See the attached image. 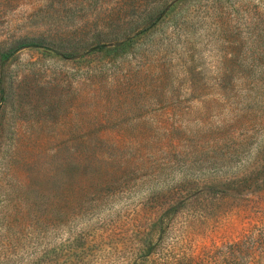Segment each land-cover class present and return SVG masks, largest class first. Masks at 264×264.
I'll return each instance as SVG.
<instances>
[{"label":"rangeland","instance_id":"obj_1","mask_svg":"<svg viewBox=\"0 0 264 264\" xmlns=\"http://www.w3.org/2000/svg\"><path fill=\"white\" fill-rule=\"evenodd\" d=\"M233 239L264 264V0H0V264H166L176 242L228 264Z\"/></svg>","mask_w":264,"mask_h":264},{"label":"trees","instance_id":"obj_2","mask_svg":"<svg viewBox=\"0 0 264 264\" xmlns=\"http://www.w3.org/2000/svg\"><path fill=\"white\" fill-rule=\"evenodd\" d=\"M166 11L168 10L165 9L164 11L161 12V14L157 15V18L155 19V21L149 24V26L143 29L138 35H141L147 32L150 29V27L155 25L157 20H161V18L164 17ZM135 37L126 38L125 40L120 41V43L115 44L114 46H110V47H107L104 44L93 47L88 51V54L104 53L106 55L115 54V56H117L119 51H123L124 48L131 46V44L135 40ZM35 43H38V42H35L33 40H22L17 43L16 49L14 50L11 49L9 50V52L2 53L1 59L4 61L8 60L14 51L33 46L35 45ZM76 47L77 46H74V48ZM180 207L183 209L182 206H179L177 208L170 206V207L165 208V210L160 215L149 217V219L147 220L149 224L140 233V235L143 236L142 239L139 238L140 240H143L142 248L139 247L140 242L137 241V247L134 248L133 253H132L133 258L138 259V260L141 258V259H144L145 262L151 261V259L155 255V251H157L158 249V246L164 241L165 235L166 236L168 235L170 224H173V222H175L178 219V217L181 214H183L181 210H178ZM187 211L189 212V210ZM193 213L194 211L191 210L190 214H193ZM132 218L135 221H138L139 223H141V216H138V212L136 211L133 212ZM187 240L188 239L184 237L183 240L180 241V243L182 244L186 243ZM178 244L179 242H176L168 248L169 249L168 253L165 255L166 264H169V261L172 260L171 254L176 256V258H174L173 264H182L183 262H186L187 264H192L193 263L192 260L196 257L195 252L193 251L190 252L189 250V252L187 253L185 250H182L180 254L174 253L173 251H175V248ZM242 245L243 244L237 241L236 239L230 240L228 243H226L225 248L229 250L228 257H227L228 264H241V262L244 261L246 254H243L241 250ZM247 251L249 250L247 249L246 252ZM253 260L254 259L251 257L247 258L245 259V262L243 264H252ZM76 263L77 261L73 262V259L69 260V264H76ZM126 264H134L133 259L131 260L130 258Z\"/></svg>","mask_w":264,"mask_h":264}]
</instances>
